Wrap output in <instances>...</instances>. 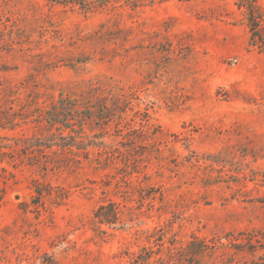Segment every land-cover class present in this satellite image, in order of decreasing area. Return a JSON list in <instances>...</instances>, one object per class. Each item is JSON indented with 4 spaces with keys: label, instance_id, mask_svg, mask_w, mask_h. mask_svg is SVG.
Segmentation results:
<instances>
[{
    "label": "rangeland",
    "instance_id": "1",
    "mask_svg": "<svg viewBox=\"0 0 264 264\" xmlns=\"http://www.w3.org/2000/svg\"><path fill=\"white\" fill-rule=\"evenodd\" d=\"M252 1L0 0V264H264Z\"/></svg>",
    "mask_w": 264,
    "mask_h": 264
},
{
    "label": "trees",
    "instance_id": "2",
    "mask_svg": "<svg viewBox=\"0 0 264 264\" xmlns=\"http://www.w3.org/2000/svg\"><path fill=\"white\" fill-rule=\"evenodd\" d=\"M51 1L62 2L65 0H51ZM248 11H249L248 21L251 32V42L253 45L257 46L264 54V19L263 17H260L259 13L257 12L255 0L252 1V4L248 7ZM55 121L57 120L55 119ZM106 209L109 212L103 214L102 212ZM117 217H118L117 212L115 211L112 205L100 207L95 213V218L97 220L96 222L99 224L115 223Z\"/></svg>",
    "mask_w": 264,
    "mask_h": 264
}]
</instances>
